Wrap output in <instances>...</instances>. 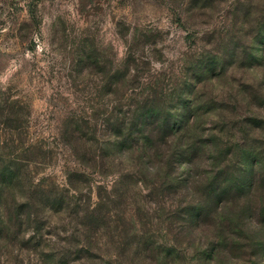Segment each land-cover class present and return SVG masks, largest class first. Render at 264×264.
Segmentation results:
<instances>
[{"label":"rangeland","instance_id":"374dc122","mask_svg":"<svg viewBox=\"0 0 264 264\" xmlns=\"http://www.w3.org/2000/svg\"><path fill=\"white\" fill-rule=\"evenodd\" d=\"M153 95L200 115L191 135L264 141L227 118L264 117V0H0V170L22 160L36 190L64 199L18 216L26 187H3L0 264H264L262 180L249 191L237 175L243 192L216 207L221 241L205 221L172 222L199 192L159 190L154 159L123 179L136 162L111 149V118ZM174 164L204 175L202 161Z\"/></svg>","mask_w":264,"mask_h":264},{"label":"trees","instance_id":"16d2710c","mask_svg":"<svg viewBox=\"0 0 264 264\" xmlns=\"http://www.w3.org/2000/svg\"><path fill=\"white\" fill-rule=\"evenodd\" d=\"M144 101L145 106L137 105L131 117L116 114L111 118V149L120 152L123 150L126 153L131 151L132 153L129 154L136 162L133 171H125V174L121 173L123 179L141 177L142 181L144 171L146 170L149 173V169H143L142 165H146V159H154V165L157 164V166L153 167V173L155 172L154 168L159 170L165 184L159 187V190H167L173 186L176 192L179 193L182 192L179 190L180 188H192L196 194L199 192L197 201L186 203L180 201L174 207L170 214L173 218L172 222L182 223V221H185L198 224L205 221L207 227L215 231L219 229L215 233L216 238L225 241L227 236L222 219L226 217L216 207L222 206L228 200L233 201L240 195L238 194L239 191L243 192L244 184L236 180L238 174L243 179L250 177L249 191H252L254 185L261 180L264 188V141L252 139L251 142L230 141L229 143H219L218 139L220 138L217 139L216 135L205 133L204 131H211L205 129L197 137L190 134L193 127L192 121L195 120V123H198L197 119L200 117L195 110L191 112V110L188 111L190 107H186L185 110L188 114H182L184 118L179 119L178 114L175 112L177 109L167 110L164 106L165 102L160 101L155 95ZM157 101L160 102L162 109L154 106ZM175 101L178 105L184 103L180 98ZM200 102L201 98L197 97L193 99L191 105L198 110ZM227 118L232 120V127H235L238 122L241 128H244L243 124L249 126L248 130L253 134H255L254 132L264 134V117L262 116L251 115L245 117L242 120L244 123L236 121L235 117ZM227 118L222 119V121ZM183 138H185V141L182 140ZM178 139L180 141H177ZM134 154L138 159L137 161ZM235 157H241L238 163L239 168L231 165L236 160ZM176 158L183 164L204 162V175L200 179L195 176L193 180L190 177L175 176L176 167H174V162ZM21 161H6L0 170V195L6 185L12 184L17 188L26 187L23 196H25L27 202L23 201L18 204V216L23 212L25 213L27 209L32 208L35 203L39 204L41 209L63 206V198L52 197L50 190H36L40 189L39 186L41 185H33L30 178L22 176L27 165ZM21 198L24 197L21 196ZM261 199L264 201V198ZM22 225L21 223L19 226L22 227ZM219 247L220 244L216 243L214 250Z\"/></svg>","mask_w":264,"mask_h":264}]
</instances>
